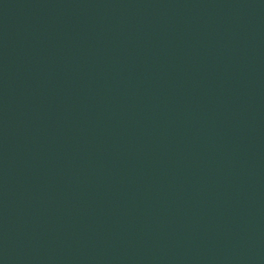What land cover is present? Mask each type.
I'll return each instance as SVG.
<instances>
[{
    "label": "water",
    "instance_id": "obj_1",
    "mask_svg": "<svg viewBox=\"0 0 264 264\" xmlns=\"http://www.w3.org/2000/svg\"><path fill=\"white\" fill-rule=\"evenodd\" d=\"M0 264H264V0H0Z\"/></svg>",
    "mask_w": 264,
    "mask_h": 264
}]
</instances>
